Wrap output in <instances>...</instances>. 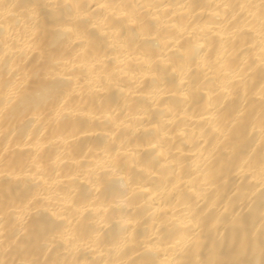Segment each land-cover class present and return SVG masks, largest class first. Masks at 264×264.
Here are the masks:
<instances>
[{
	"label": "bare ground",
	"instance_id": "bare-ground-1",
	"mask_svg": "<svg viewBox=\"0 0 264 264\" xmlns=\"http://www.w3.org/2000/svg\"><path fill=\"white\" fill-rule=\"evenodd\" d=\"M0 264H264V0H0Z\"/></svg>",
	"mask_w": 264,
	"mask_h": 264
}]
</instances>
